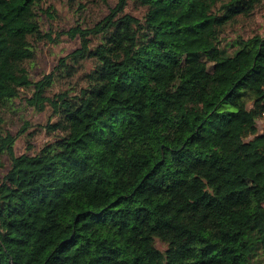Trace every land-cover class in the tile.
I'll return each mask as SVG.
<instances>
[{
  "label": "trees",
  "instance_id": "1",
  "mask_svg": "<svg viewBox=\"0 0 264 264\" xmlns=\"http://www.w3.org/2000/svg\"><path fill=\"white\" fill-rule=\"evenodd\" d=\"M129 1L70 29L95 62L78 93L34 83L60 138L17 156L0 115V264H264V36L221 45L261 0ZM42 2L0 0V106L33 83Z\"/></svg>",
  "mask_w": 264,
  "mask_h": 264
},
{
  "label": "rangeland",
  "instance_id": "2",
  "mask_svg": "<svg viewBox=\"0 0 264 264\" xmlns=\"http://www.w3.org/2000/svg\"><path fill=\"white\" fill-rule=\"evenodd\" d=\"M118 0H43L39 21L43 33L42 38H32L34 57L27 61L32 85L20 88V94L11 101L0 106L3 118V132H11L16 136L14 152L17 156H32L47 144L54 143L63 134L60 129L52 126L58 121L50 104L43 109L31 102L35 92V82L45 75L54 73L55 83L46 94L67 91L71 95L78 93L86 82V73L95 62L88 58L74 61L68 57L75 49L82 46V36L72 37L71 28H91L116 6ZM126 11L142 18L146 7L130 0ZM215 11H218L216 9ZM264 36V0L259 1L249 14H240L229 22L221 32V45L230 50L236 47L240 38ZM101 34H90V47L102 42ZM61 59H65L61 62ZM61 63H66L63 66ZM259 129L264 128V116L258 119ZM12 167V158L8 153L0 156V185ZM158 246L165 248L166 244L157 241Z\"/></svg>",
  "mask_w": 264,
  "mask_h": 264
}]
</instances>
